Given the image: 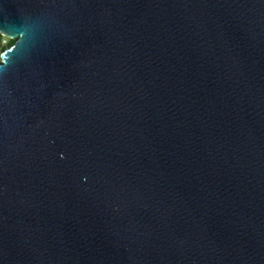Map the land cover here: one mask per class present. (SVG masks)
Listing matches in <instances>:
<instances>
[{
  "label": "water",
  "instance_id": "obj_1",
  "mask_svg": "<svg viewBox=\"0 0 264 264\" xmlns=\"http://www.w3.org/2000/svg\"><path fill=\"white\" fill-rule=\"evenodd\" d=\"M0 32V264H264V0H0Z\"/></svg>",
  "mask_w": 264,
  "mask_h": 264
},
{
  "label": "rangeland",
  "instance_id": "obj_2",
  "mask_svg": "<svg viewBox=\"0 0 264 264\" xmlns=\"http://www.w3.org/2000/svg\"><path fill=\"white\" fill-rule=\"evenodd\" d=\"M8 41H9V38H7L6 36L0 38V46L4 48V50L9 48ZM0 54H1V51H0Z\"/></svg>",
  "mask_w": 264,
  "mask_h": 264
},
{
  "label": "clouds",
  "instance_id": "obj_3",
  "mask_svg": "<svg viewBox=\"0 0 264 264\" xmlns=\"http://www.w3.org/2000/svg\"><path fill=\"white\" fill-rule=\"evenodd\" d=\"M4 37V33L3 32H0V38ZM7 38H10V37H7ZM15 39H19V36H16ZM4 60H3V56L2 54H0V63H3Z\"/></svg>",
  "mask_w": 264,
  "mask_h": 264
},
{
  "label": "trees",
  "instance_id": "obj_4",
  "mask_svg": "<svg viewBox=\"0 0 264 264\" xmlns=\"http://www.w3.org/2000/svg\"><path fill=\"white\" fill-rule=\"evenodd\" d=\"M14 41H15V40H13V39H9V41H8V45H9V47H10L11 45H13ZM0 51H1V53L4 51V48H2L1 46H0Z\"/></svg>",
  "mask_w": 264,
  "mask_h": 264
}]
</instances>
